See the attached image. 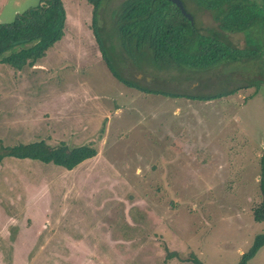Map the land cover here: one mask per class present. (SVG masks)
I'll list each match as a JSON object with an SVG mask.
<instances>
[{"label": "rangeland", "instance_id": "rangeland-1", "mask_svg": "<svg viewBox=\"0 0 264 264\" xmlns=\"http://www.w3.org/2000/svg\"><path fill=\"white\" fill-rule=\"evenodd\" d=\"M125 1H104L98 36L94 3L62 0L63 38L32 65L0 63V151L35 142L98 151L73 171L0 158V264H239L264 234L252 212L262 200L264 86L249 83L250 65L187 79L150 51L135 62L111 29ZM43 4L8 0L0 23ZM194 14L205 36L244 47L210 12ZM101 41L134 86L111 72ZM248 264H264V247Z\"/></svg>", "mask_w": 264, "mask_h": 264}, {"label": "trees", "instance_id": "trees-1", "mask_svg": "<svg viewBox=\"0 0 264 264\" xmlns=\"http://www.w3.org/2000/svg\"><path fill=\"white\" fill-rule=\"evenodd\" d=\"M43 5L32 8L12 23H0V63L13 67L32 65L46 55L50 48L65 35L66 10L62 0H42ZM94 3L92 14L96 18L94 32L103 29L97 22V10L102 0ZM205 7L214 17L221 30L242 36L244 47L227 40L205 36L189 20L181 16L180 10L167 0H126L113 12L111 29L116 32L122 49L135 62L137 52L152 54L157 63L187 72V79L198 74L210 73L222 68L226 75L244 71L246 65L253 69L255 79L249 83L264 86V0H191ZM171 17V18H170ZM97 39V37H96ZM97 41H100L99 38ZM32 45L18 53L6 55L19 45ZM109 69L120 81L102 41L98 44ZM228 73V74H227ZM137 87V86H136ZM139 88V87H137ZM142 91H150L141 89ZM223 93L219 96H222ZM217 96V97H219ZM101 135H104L103 131ZM0 158L34 160L53 163L73 171L85 162L94 159L98 151L92 145L71 149L60 145L56 148L44 142L20 144L4 148ZM261 203L252 212L256 222H264V179L259 182ZM264 247V234L258 235L249 252L243 254L239 264H248ZM196 264H203L196 261Z\"/></svg>", "mask_w": 264, "mask_h": 264}, {"label": "flooded vegetation", "instance_id": "flooded-vegetation-1", "mask_svg": "<svg viewBox=\"0 0 264 264\" xmlns=\"http://www.w3.org/2000/svg\"><path fill=\"white\" fill-rule=\"evenodd\" d=\"M105 0H102L100 6L98 7V10H97V15H98V19L99 21H103V14L105 13L106 11V6L103 5ZM168 1V0H167ZM183 5H184V8L187 12V14H189L191 17H192V20L193 22L197 20V18L195 17V14H194V9L197 8V10L202 9L204 11H208L210 12L209 10L205 9L204 7H201V5L195 3L194 1H191V0H181ZM170 2V1H169ZM172 3V2H170ZM173 4V3H172ZM175 7H177L175 4H173ZM178 8V7H177ZM179 9V8H178ZM180 10V9H179ZM101 11H102V15H101ZM114 12V11H113ZM113 12H111L110 14L113 15ZM180 13H181V16H183L185 19L189 20V18L186 17V15H184L181 10H180ZM210 14L212 15V13L210 12ZM171 18V17H170ZM101 27H104V25H102Z\"/></svg>", "mask_w": 264, "mask_h": 264}, {"label": "water", "instance_id": "water-1", "mask_svg": "<svg viewBox=\"0 0 264 264\" xmlns=\"http://www.w3.org/2000/svg\"><path fill=\"white\" fill-rule=\"evenodd\" d=\"M168 1L172 2L173 4H175L181 10V12L184 15H186L187 18L190 19V22L193 23L192 17L189 14H187V12H186V10L184 8V5H183L181 0H168Z\"/></svg>", "mask_w": 264, "mask_h": 264}, {"label": "crops", "instance_id": "crops-1", "mask_svg": "<svg viewBox=\"0 0 264 264\" xmlns=\"http://www.w3.org/2000/svg\"><path fill=\"white\" fill-rule=\"evenodd\" d=\"M8 0H0V8L6 5Z\"/></svg>", "mask_w": 264, "mask_h": 264}]
</instances>
